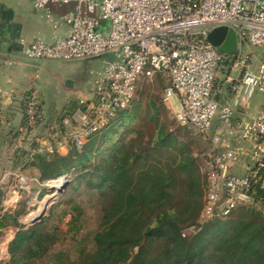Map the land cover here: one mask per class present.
Masks as SVG:
<instances>
[{
	"label": "built area",
	"instance_id": "obj_1",
	"mask_svg": "<svg viewBox=\"0 0 264 264\" xmlns=\"http://www.w3.org/2000/svg\"><path fill=\"white\" fill-rule=\"evenodd\" d=\"M33 2L40 10L50 4H73L74 9L62 18L69 25L68 34L57 35L53 43L36 39L27 44V59L112 56L94 74L95 99L69 133L78 146L83 137L98 134L132 105L140 83L168 74L164 100L175 106L181 125L191 126L209 143L200 222L233 216L254 204L259 190L264 202V105L249 122L237 116L255 91L264 95V59L252 51L264 45V0ZM219 26L236 33L235 53L220 52L209 41V33ZM41 101L39 89L32 87L24 102L25 132L32 133L44 122ZM18 177L26 185L24 177Z\"/></svg>",
	"mask_w": 264,
	"mask_h": 264
},
{
	"label": "trees",
	"instance_id": "obj_2",
	"mask_svg": "<svg viewBox=\"0 0 264 264\" xmlns=\"http://www.w3.org/2000/svg\"><path fill=\"white\" fill-rule=\"evenodd\" d=\"M130 107L118 116L137 109ZM116 120L104 128L105 135H111ZM171 135L152 146L134 136L104 150L93 138L82 147L74 145L66 155L52 149L30 158L28 149L19 147L13 167H34L42 180L73 175L65 186L77 190L85 183L95 191L99 213L88 223L84 204L73 201L62 214L70 215L66 230L45 220L24 225L19 218L23 208L3 211L0 185V237L5 228H19L5 264H264L263 191L254 204L233 214L237 217L229 230L222 233L216 223L224 218L201 223L203 206L193 162L181 146H174L179 151L165 149L172 145ZM25 142L27 148L38 145L35 138ZM166 153L177 155L176 166L164 161Z\"/></svg>",
	"mask_w": 264,
	"mask_h": 264
},
{
	"label": "crops",
	"instance_id": "obj_3",
	"mask_svg": "<svg viewBox=\"0 0 264 264\" xmlns=\"http://www.w3.org/2000/svg\"><path fill=\"white\" fill-rule=\"evenodd\" d=\"M73 9V4H50L46 10H40L33 0H0V170L7 172L4 180L12 174L18 181V176H24L26 184L33 181L28 171L36 172V168H24L22 164L13 167L19 147L28 149L30 158L35 153L49 152V148L66 155L74 145L78 146L69 133L79 125L81 114L95 99L94 74L102 71L105 59L112 56L54 61L30 60L24 55L26 45L36 39L53 43L57 35H67L69 25L62 18ZM34 86L41 93L44 122L28 133L24 130V102ZM250 105L238 108L239 120L258 115L264 100L257 114L250 115ZM34 138L38 143L36 148L40 147L42 151L27 148L25 141ZM91 139L83 137L79 146L86 145ZM37 173L38 179L46 181Z\"/></svg>",
	"mask_w": 264,
	"mask_h": 264
},
{
	"label": "rangeland",
	"instance_id": "obj_4",
	"mask_svg": "<svg viewBox=\"0 0 264 264\" xmlns=\"http://www.w3.org/2000/svg\"><path fill=\"white\" fill-rule=\"evenodd\" d=\"M245 49L249 50L247 47H245ZM252 51L258 56V59H264V45L253 47ZM168 84L169 76L167 74H158L152 80L140 83L135 100L131 106L133 107L136 105L137 109L128 112L126 115L117 116V122L111 127V135H105V129H103L91 138L98 141L104 150L113 143L128 141L133 139L134 136L136 140L140 138V143L142 145L145 146L150 144L152 146L153 143H156V141L164 137L165 134H172L171 136H173L172 138L174 139L170 142L172 147L169 145L165 149L173 148L175 145L177 147L181 146L184 155L188 156V160H192V168H194L195 176L198 178L200 184L199 200L201 206H203L207 173V167L204 160L205 155L209 151V143L206 138L200 136L191 126L181 125L177 121L175 117V106L164 100V90ZM224 99L226 102L230 101L226 96H224ZM263 100L264 95L260 91H255L249 103L251 104L249 108L250 115L259 112L257 109L261 107ZM250 120L251 118L244 121L249 122ZM162 130L164 132L163 134H161ZM113 134L115 136H112ZM175 147L173 150H176ZM179 155L180 154H178V156ZM176 156L175 153H166L163 158L164 161H170L173 163ZM176 164L177 163H173V167L176 166ZM4 174H7V172L1 169L0 185L4 190V197L2 200L3 211H14L18 208H23L24 213L19 218L24 225H29L28 219L30 216L39 213L47 199H50L51 201L50 206L44 210V216L40 222L45 220L46 224H56V226H59L62 230H66V223L70 220V215L68 213L64 214V217L62 216L63 211H69L68 207H70V204L73 201L84 204L88 223H93L99 213V201L95 197V191L90 190L85 183H81L77 190H74L73 187L67 188L65 186L58 196L56 195L57 191L51 189V186H56L53 184L60 183V181L56 180L64 177L71 179L73 175L68 176L67 174L59 178L41 181L37 177V172L29 170L28 174L33 181L26 185H21L18 178L17 180L14 179L12 174L6 176L7 179L4 180ZM236 217L237 214L216 222L217 224L220 222V230H222V233L233 226L232 218L235 219ZM18 229V227L10 226L9 228H5L2 232L0 237L1 264H5L10 257L8 246L15 237V233ZM87 230L88 229H86V231Z\"/></svg>",
	"mask_w": 264,
	"mask_h": 264
},
{
	"label": "water",
	"instance_id": "obj_5",
	"mask_svg": "<svg viewBox=\"0 0 264 264\" xmlns=\"http://www.w3.org/2000/svg\"><path fill=\"white\" fill-rule=\"evenodd\" d=\"M208 39L214 46L218 47L220 52L235 53L237 51L236 33L234 32V30L229 29L226 26H219L214 28L209 33ZM56 181H60V184L58 186H51V189H55L57 191L56 195L58 196L62 189L65 187L68 179L64 177ZM50 202V199H47L44 202L42 210L28 219L29 225L36 224L42 220L44 216V210L50 206Z\"/></svg>",
	"mask_w": 264,
	"mask_h": 264
},
{
	"label": "bare ground",
	"instance_id": "obj_6",
	"mask_svg": "<svg viewBox=\"0 0 264 264\" xmlns=\"http://www.w3.org/2000/svg\"><path fill=\"white\" fill-rule=\"evenodd\" d=\"M59 184H60V183H56V184H53V185H56V186H57V185H59ZM31 216H33V215H31ZM31 216H30V217H31Z\"/></svg>",
	"mask_w": 264,
	"mask_h": 264
}]
</instances>
